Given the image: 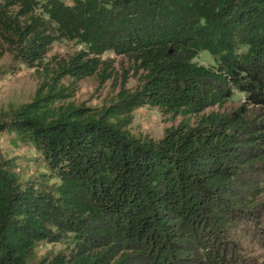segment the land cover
I'll return each instance as SVG.
<instances>
[{"label": "trees", "instance_id": "1", "mask_svg": "<svg viewBox=\"0 0 264 264\" xmlns=\"http://www.w3.org/2000/svg\"><path fill=\"white\" fill-rule=\"evenodd\" d=\"M60 40L81 47L49 69ZM107 51L136 87L123 75L107 105L48 107L65 76L110 78ZM5 55L46 78L0 132L30 141L48 173L19 181L0 153V264H29L37 242L61 237L70 251L35 264H259L228 227L264 224V0H0ZM235 90L238 106L207 111ZM144 105L179 120L136 136Z\"/></svg>", "mask_w": 264, "mask_h": 264}, {"label": "rangeland", "instance_id": "2", "mask_svg": "<svg viewBox=\"0 0 264 264\" xmlns=\"http://www.w3.org/2000/svg\"><path fill=\"white\" fill-rule=\"evenodd\" d=\"M63 1L71 3L72 0ZM80 47L81 45L75 41L60 40L53 42L44 59L47 62V67L49 69L54 68L56 62L67 60ZM102 58L112 60L110 78L102 83L96 75L87 76L78 81H73L72 78L65 76L60 80V87L65 95L54 101L49 99L48 107L54 108L61 104H83L86 107L99 108L102 105H107L114 98L123 75H127L125 84L127 88L136 87L137 78L133 75L131 65L123 56L107 51L102 55ZM195 60L207 66L213 63L211 56L206 51L200 52ZM42 72H36L35 67L9 63V56L7 55L1 59L0 120L7 119L22 104L35 97L37 88L46 78ZM48 76H50V72ZM47 80L49 79L47 78ZM242 101L243 94L235 90L221 107L214 106L207 111L212 109L231 110ZM178 120L179 117L163 116L157 108L144 105L133 111L129 130L136 136L158 139L162 137L166 127L176 124ZM0 153L2 158L9 162L11 172L19 181L38 179L40 174L48 173L41 153L35 149L30 141L14 131L0 132ZM260 186L264 189V179L260 181ZM261 196L264 197V191ZM252 223L253 221L249 220L234 219L228 230L231 238L240 244V254L259 264H264V224L262 227L257 226L253 232ZM72 246L71 240L65 237H61L59 241H39L33 249L29 264H35L42 260L47 261L58 252L67 254Z\"/></svg>", "mask_w": 264, "mask_h": 264}]
</instances>
